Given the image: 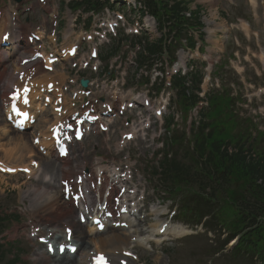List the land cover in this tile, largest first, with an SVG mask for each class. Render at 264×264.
Wrapping results in <instances>:
<instances>
[{
    "label": "rangeland",
    "instance_id": "obj_1",
    "mask_svg": "<svg viewBox=\"0 0 264 264\" xmlns=\"http://www.w3.org/2000/svg\"><path fill=\"white\" fill-rule=\"evenodd\" d=\"M61 1V0H59ZM200 1V0H196ZM235 4H229L226 0H201L202 12L201 14V20L204 23V26H206V30H213L217 29L220 32L217 33L221 36V39H224L225 34L223 31L228 30L233 33L235 36H238L239 38V59H242V55H247L251 63H257V56L258 52L264 48V35L261 32V20H262V10L261 6H255V5H249L248 0H232ZM247 2V3H246ZM253 6V7H252ZM62 23L63 28L61 33L64 34L67 31V21L65 20L68 13V7L65 6L62 7ZM241 15L246 16L250 21V32H245V35L247 37H241V32H238L237 27L238 24H236L234 21L235 19L241 18ZM231 21V22H230ZM233 24L231 26L230 24ZM236 33H238L236 35ZM229 34V35H231ZM159 32H153L149 33L148 37L153 40L155 38H158ZM208 39V38H207ZM111 45H108L107 48H110ZM106 48V49H107ZM226 48H228V54L232 52V50H236L235 46L231 43L230 38L226 41ZM105 51V48L103 49ZM104 51L102 54L104 55ZM197 64V63H196ZM248 68H250L251 65L246 64ZM229 67H226L225 70L228 71V75L230 76L231 80L233 81V88L231 86V83L229 84V87L232 90L233 95H240L241 98H244L245 96H252L255 95L254 89H252V86H250L248 83H245L246 85H242L239 81L238 76H234L231 71L228 69ZM251 70V69H249ZM262 70V76L258 77L257 85L264 84V63L261 65ZM251 75V74H250ZM220 82L219 76H217ZM244 78V77H243ZM251 78L253 79V75H251ZM224 86L227 87L226 83L224 82ZM208 88L210 89V85H208ZM250 102L246 105V103H240L237 105L236 110L239 112V116H245V114H249L252 116V120L258 124V127H261V130H264V95L258 96L253 98L249 97ZM259 109H258V108ZM247 108V109H246ZM248 115V116H249ZM247 117V116H246ZM159 131L158 127H155L151 134L157 135ZM181 132H179L180 134ZM165 132L163 130V133L160 137V139L157 141L155 138L153 141L151 140L150 143L147 145V143L141 144L138 141L134 142L130 146V153H135L136 155H140V164L144 165V161L147 158H150V156L153 154L155 149L158 150L159 143L161 139H165ZM164 135V136H163ZM12 135L9 134L6 137H1L0 142H6ZM28 137V136H27ZM152 137V135H151ZM98 141L88 139L85 141L86 147L88 151H92V146L94 143H97ZM258 151L264 150V139L261 142L259 146L256 147ZM173 150V149H172ZM175 150V148H174ZM105 154V152H100V148H96V151L93 152L90 156V158H94V154ZM150 165H153L155 162H151V160H148ZM58 168V165H57ZM56 174L54 173L52 176L55 178ZM52 177V179H53ZM40 179V178H39ZM42 180V179H40ZM37 180H25L23 179L22 175H16V176H10V177H2L0 178V210H3L4 208H10L14 209V205H19V202L22 199V197L26 194H29L32 192V189H38L41 187L40 182ZM50 190H55V187L53 186L57 185L56 181L53 184L52 181H50ZM153 184H155V181H153ZM149 193L152 196V190L149 189ZM155 194L152 196V201H154L153 197H159L162 195V193L155 191ZM72 218L76 220L75 215L72 214ZM185 225V224H182ZM170 238H173L171 240H167L166 242L162 243L161 245H152L148 244L143 247L137 248V251L143 260V263L145 264H209L207 263V260L210 258V256H203L201 255L200 249L205 244V239L198 238V237H183L180 239H174L175 236H170ZM16 240L14 244V249L16 250H22L23 252L28 251L27 256L31 259L30 262L27 259V264H34L33 262V251L35 250L34 243L30 240H26L25 237H22L20 234H17V236L14 238ZM86 245V249L89 246L86 242L84 243ZM14 249L12 250L14 252ZM198 259H196V257ZM212 259V258H210ZM200 261L199 263H197ZM141 264V263H140ZM212 264H223L222 262H218L217 260H212ZM249 264V263H248Z\"/></svg>",
    "mask_w": 264,
    "mask_h": 264
},
{
    "label": "trees",
    "instance_id": "obj_2",
    "mask_svg": "<svg viewBox=\"0 0 264 264\" xmlns=\"http://www.w3.org/2000/svg\"><path fill=\"white\" fill-rule=\"evenodd\" d=\"M181 3L182 2H177L173 7H169L167 4L164 5L167 14L170 17H174L176 24L180 21V19H182L179 18L178 15L179 9L182 6ZM183 7L184 6L181 8ZM150 46L153 47L154 45ZM151 50L153 51V49ZM210 106L212 111L211 115L215 118H219L228 108V100L222 99L218 96H212ZM213 126L216 127L215 130L212 128V130H210L206 135H204L202 130H200L196 136L199 144V159L208 162V165L214 171L225 168L231 170L232 175L237 180L242 181L245 187L247 185L252 188V185H255L258 178H264V159L259 157L257 160H247L246 156L243 154L242 147L239 146V144H235L236 146L238 145V149L232 154H227L225 151H222L221 146L224 143L239 142V135L231 133V128L235 126V123L231 122L229 129L225 128L223 130H219V128H217L218 126H222L219 123H216ZM164 164L166 176L170 182L177 183L183 180H187L189 182L191 181L192 173L189 170H184L183 165H181L178 161L174 159L171 161L164 160ZM255 187H257V189H252V192L259 193L261 197V204L257 206V209L262 215H264V189L258 188V186ZM241 191H245V188L243 187L239 190V192L231 193V196L236 200V206L233 205L232 210L223 213L228 218L238 215L237 211H246L251 214L257 213V209H255V202L244 203L242 200L244 195ZM252 198L254 201L256 200L255 197ZM238 248L252 250V252L259 255L261 260H264V227L262 226V229L260 227L254 228L247 237H242ZM17 260V258H14L8 260L4 264H16Z\"/></svg>",
    "mask_w": 264,
    "mask_h": 264
},
{
    "label": "bare ground",
    "instance_id": "obj_3",
    "mask_svg": "<svg viewBox=\"0 0 264 264\" xmlns=\"http://www.w3.org/2000/svg\"><path fill=\"white\" fill-rule=\"evenodd\" d=\"M23 58L25 57L23 56L20 61ZM0 121L2 122L1 115ZM40 121L47 122V116H43ZM12 134L13 136H11L5 143L0 142L1 155L6 161L14 163L12 164L14 166H18L21 164L28 165L29 157H36L38 153H36L34 147L29 143L25 134H20L18 132H13ZM48 146L52 147V145L50 144ZM26 158H28L27 161ZM40 159L42 160V165L45 166L46 170L50 172H53L55 170V162L48 161L43 157H40ZM68 165L70 166V163ZM76 166L78 167V164ZM81 168L83 167L81 166ZM2 177L3 175L0 174V178ZM40 184L41 187H39L38 189H32V192L27 194L24 199L27 202V204H25L26 211H28L30 215L40 216L48 219H56L62 217L66 222L74 227V237L76 238V242L81 245V247L79 246L80 249L85 248L83 242L86 240V238H88V242L90 241L93 243V247L95 249H105L113 251L114 249L128 246L127 244L129 242V237L127 238L125 231L110 230L107 231V233H93V228H90L88 230L87 237H85L86 229L82 228L81 225L75 223L72 220L71 209L66 208L65 203H62L60 201L61 198L59 190H50L51 184L45 183L44 181L42 183L40 182ZM37 226L40 225L37 224ZM146 235L149 239V237L153 235V233L149 232ZM34 255L35 262H39L40 264H84V260L81 257H78V255H75L72 258L63 256L60 259H55L42 256L39 250H36L34 252Z\"/></svg>",
    "mask_w": 264,
    "mask_h": 264
},
{
    "label": "snow or ice",
    "instance_id": "obj_4",
    "mask_svg": "<svg viewBox=\"0 0 264 264\" xmlns=\"http://www.w3.org/2000/svg\"><path fill=\"white\" fill-rule=\"evenodd\" d=\"M77 135L79 136V133ZM7 171H14V169H7ZM25 171H27V169H25ZM49 250H51V246H49ZM61 250H63V248H61ZM96 259L98 261V264H105L103 256H98Z\"/></svg>",
    "mask_w": 264,
    "mask_h": 264
}]
</instances>
